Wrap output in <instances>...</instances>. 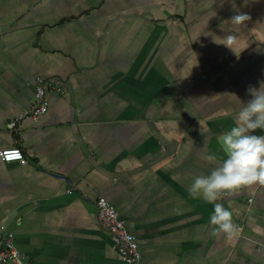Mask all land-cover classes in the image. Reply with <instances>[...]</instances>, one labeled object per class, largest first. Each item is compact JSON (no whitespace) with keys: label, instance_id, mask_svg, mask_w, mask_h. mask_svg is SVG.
I'll list each match as a JSON object with an SVG mask.
<instances>
[{"label":"crops","instance_id":"crops-1","mask_svg":"<svg viewBox=\"0 0 264 264\" xmlns=\"http://www.w3.org/2000/svg\"><path fill=\"white\" fill-rule=\"evenodd\" d=\"M37 79L48 108L34 120ZM261 84L264 0H0V151L26 161L0 160V226L29 264H127L101 197L139 264H264V186L217 201L232 239L188 192Z\"/></svg>","mask_w":264,"mask_h":264},{"label":"clouds","instance_id":"clouds-1","mask_svg":"<svg viewBox=\"0 0 264 264\" xmlns=\"http://www.w3.org/2000/svg\"><path fill=\"white\" fill-rule=\"evenodd\" d=\"M250 17L244 13L231 18L235 25L245 24ZM235 34L226 35L222 43L229 49L237 43ZM234 51V50H233ZM252 99L242 105L235 116L234 126L217 137L223 159L209 175L197 176L188 188L191 198H202L206 203L214 204L210 216L212 235L225 234L229 239L240 234L238 225L233 222L232 212L217 202L224 194L234 193L242 188L264 186V135L253 134L264 131V84L260 88H248ZM209 162H216V155H208Z\"/></svg>","mask_w":264,"mask_h":264},{"label":"built area","instance_id":"built-area-1","mask_svg":"<svg viewBox=\"0 0 264 264\" xmlns=\"http://www.w3.org/2000/svg\"><path fill=\"white\" fill-rule=\"evenodd\" d=\"M35 99L37 102L36 106L30 113V116L34 120L45 114L48 108L45 100V89L41 79L36 80ZM14 125V123H11L9 127L13 128ZM0 160L6 163H26L22 151L18 148L1 150ZM96 211L97 218L110 234L113 248L119 257L127 264H139L141 256L137 239L135 235L127 231L124 221L119 217L115 207L104 198L99 197L96 200ZM0 262L29 264L24 255L14 245L13 235L7 233L3 226H0Z\"/></svg>","mask_w":264,"mask_h":264}]
</instances>
